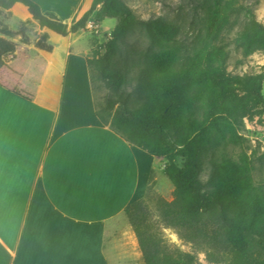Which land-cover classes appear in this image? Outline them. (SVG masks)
<instances>
[{
	"label": "trees",
	"instance_id": "16d2710c",
	"mask_svg": "<svg viewBox=\"0 0 264 264\" xmlns=\"http://www.w3.org/2000/svg\"><path fill=\"white\" fill-rule=\"evenodd\" d=\"M17 3L27 7L42 29L62 36L88 31L90 21L99 26L106 19L117 20L106 43H95L93 58L88 59L94 94L96 78L119 94L118 99L106 97L101 109L96 102L97 115L129 144L166 160L164 171L175 187L174 200L162 201L159 222L146 199L125 208L144 263L197 264L196 254L170 245L163 229H173L180 239L205 251L211 263L227 254L230 264H264V188L255 184L247 153L235 159L231 151L242 143L245 124L241 100L234 94L242 92L264 106L262 86L251 75L228 73L227 53L217 43L234 21L244 17L236 46L264 52V24L254 9L241 0H191L209 36L180 53L170 47L181 36L178 24L161 16L143 20L121 0H93L71 24L44 13L34 0H0V71L17 52L18 35L21 43L30 44L31 21L21 23L18 31L4 22V16H11L5 10ZM135 29L146 34V47L128 39ZM49 39L48 33L41 35L35 48L27 50L28 56L39 50L53 52ZM0 84L30 101L36 93V87L26 85L29 94H24L13 75ZM127 86L146 102L135 113ZM258 160L264 163V154ZM206 167L207 183L201 178Z\"/></svg>",
	"mask_w": 264,
	"mask_h": 264
},
{
	"label": "crops",
	"instance_id": "0c3cea01",
	"mask_svg": "<svg viewBox=\"0 0 264 264\" xmlns=\"http://www.w3.org/2000/svg\"><path fill=\"white\" fill-rule=\"evenodd\" d=\"M34 1L71 24L93 0ZM8 13L13 31L32 22L30 44L14 39L19 47L0 81L13 75L24 94L26 85L36 93L30 101L0 84V264H136L142 252L125 208L148 198L152 183L171 195L173 183L158 179L164 162L98 117L90 32L42 29L21 3ZM107 20L97 32L114 29L117 20L105 28ZM44 33L53 52L29 57Z\"/></svg>",
	"mask_w": 264,
	"mask_h": 264
},
{
	"label": "rangeland",
	"instance_id": "374dc122",
	"mask_svg": "<svg viewBox=\"0 0 264 264\" xmlns=\"http://www.w3.org/2000/svg\"><path fill=\"white\" fill-rule=\"evenodd\" d=\"M121 2L128 5L137 16L143 20L154 19L161 16L168 21L178 24L181 30V36L179 37V41L171 43L170 47L179 50L180 53L189 51L192 45L202 43L208 39L209 35L202 23L201 14L196 12L191 0H121ZM241 2L244 5L252 7L257 19L264 24V0H241ZM115 21L116 19H108L104 27L106 28V26L114 24ZM244 24V17L234 21L233 24L225 30L217 43L227 53V72L232 75L253 76L261 84L264 96V52L256 49L251 51L245 50L243 48H238L235 44V37ZM90 25L91 24H88V32L93 36V44L99 42V44L104 45L110 37V33L97 32L96 27L94 25V27H91ZM128 39L141 48L146 47L148 44L146 34L140 29H135ZM91 58H93V52L89 59ZM95 87L96 102L99 109L104 106L106 97L110 96L116 99L119 98V94L109 89L106 83L99 78L95 79ZM126 89L130 94L131 111L135 113L141 110L146 103L144 99L135 94L132 86H127ZM234 97L241 100V108L245 124L240 131V135L243 137L242 143L239 146L232 148L231 151L235 159H238L243 153H247L253 161V177L255 184L262 185L264 188V163H261L258 160L264 154V106L255 105L252 99L243 95V93L239 91L234 94ZM160 160L165 164L166 160ZM179 161L181 162L182 160L179 159ZM208 177L209 169L206 167L201 178L207 183ZM153 178L154 176H152V180ZM158 179L162 185L164 181L171 183L167 175L164 173L162 174L159 172ZM207 187L208 186L206 185V188ZM174 198L175 187L171 195H164L155 191L152 183L146 201L152 212L153 219L156 222H159L162 214V201L166 200L170 202L174 200ZM163 233L173 247H176L183 252L196 254L197 264L231 263V258L227 254L218 256L217 262L211 263L208 261L205 251L198 250L193 244L180 239L173 229H163ZM136 264H145L142 256Z\"/></svg>",
	"mask_w": 264,
	"mask_h": 264
},
{
	"label": "built area",
	"instance_id": "2783aa9c",
	"mask_svg": "<svg viewBox=\"0 0 264 264\" xmlns=\"http://www.w3.org/2000/svg\"><path fill=\"white\" fill-rule=\"evenodd\" d=\"M93 25H94V24H92V23H91V25H90V26L92 27ZM94 26H95V25H94ZM94 26H93V27H94ZM95 27H96V26H95Z\"/></svg>",
	"mask_w": 264,
	"mask_h": 264
}]
</instances>
